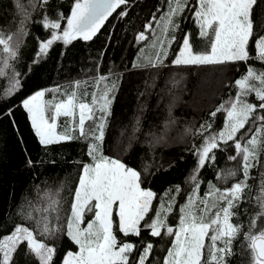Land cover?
Masks as SVG:
<instances>
[{
    "label": "snow or ice",
    "instance_id": "1",
    "mask_svg": "<svg viewBox=\"0 0 264 264\" xmlns=\"http://www.w3.org/2000/svg\"><path fill=\"white\" fill-rule=\"evenodd\" d=\"M164 2L166 7L158 8L135 36L139 44L148 40L146 33H152L155 25L161 26L162 35L156 41L159 51L155 61H149L152 67L163 65L166 46L175 40L174 36L168 40L167 34L179 28L176 17L189 9L198 26V37L206 38L210 49L194 50L195 37L185 33L172 63L245 65L244 73L234 79L236 92L232 99L210 114L215 117L226 111L223 128L213 132L211 124H202L201 142L190 149L195 157L189 177L191 191L183 195V203L177 201L182 193L179 185L160 196L143 186L144 173L137 167L103 154L104 130L116 90L114 81L106 83L108 76L100 74L95 78L96 89L90 102L79 94L81 84L86 82L75 81L71 91H62L59 86L38 90L23 98L20 107L39 144L47 149L85 141V155L90 162L80 163L78 182L67 206L59 191L41 194L39 185L35 198H25L16 213L20 222H14L7 234L0 236V264H15L17 254L27 256L30 264H57L56 241L61 238L66 247L59 264H154L156 244L142 235L145 232L157 240L167 238L168 246L159 264H231L237 242L244 244L241 251L247 264H264V20L256 12L264 0ZM37 5L38 21L28 10L35 11ZM49 5L55 15L48 14ZM130 6V0H73L70 13L64 14L57 10L54 0H29L27 6L16 0L21 11L19 33L5 34L0 30V77L8 79L3 89L7 95L0 97V103L9 105L6 111L0 108V116H7L15 126L12 99L23 88L25 73L14 68L20 57V36L29 34L25 31L29 21L47 32L43 39L34 37L38 51L28 66L31 72L56 42L67 46L76 39L89 41L118 9L119 18L127 17ZM132 66L138 68L140 64ZM100 84L104 85L102 89ZM48 93L51 98L45 99ZM61 117L65 118L62 125L58 123ZM229 149L231 154L225 160L236 166L219 170L214 178L227 186L201 181L202 170L216 164L218 152ZM34 163L31 158L27 160L29 167ZM254 170H259L258 180ZM253 180L257 192L250 183ZM202 183L207 185L203 194ZM252 200L255 215L245 227L241 218L249 209L244 204L251 205ZM174 211L177 220L172 224L169 217Z\"/></svg>",
    "mask_w": 264,
    "mask_h": 264
},
{
    "label": "trees",
    "instance_id": "2",
    "mask_svg": "<svg viewBox=\"0 0 264 264\" xmlns=\"http://www.w3.org/2000/svg\"><path fill=\"white\" fill-rule=\"evenodd\" d=\"M21 3L27 6L29 0H21ZM54 3L58 11L69 14L73 0H54ZM189 3H194V0H189ZM130 5L127 17L119 18L118 9L93 39H76L67 46L56 42L40 63L32 67L31 72H28V66L38 51L34 37L43 39L47 32L38 23L29 21L25 29L29 34L20 36V57L15 62L14 70L25 75L22 77L23 88L12 99L15 126L7 116H0V236L7 234L14 222H20L16 215L19 206L25 203L26 197L33 199L38 195L37 185L41 194L43 191H59L66 206L70 204L80 174V163L90 162L85 155V141H72L47 149L41 146L26 113L20 107V101L38 90L55 89L57 86L62 91H71L73 83L81 81L86 83L81 84L79 94L90 102L91 93L96 89L95 78L100 74L109 77L106 83H116L113 93L115 98L104 130L103 154L137 167L144 173L143 186L160 196L167 189L179 185L182 193L177 201L183 203V195L191 191L189 177L195 166V157L190 149L201 142L202 124H211L213 132L223 128L227 119L226 111L218 112L215 117L210 114L232 99L236 92L234 79L244 73L245 65H174L173 58L180 50L185 33L190 32L195 37L194 50L204 52L210 49L209 41L198 37V26L189 9L176 17L179 28L170 29L167 34L174 36L175 40L170 45V53L163 65L152 67L149 61H155L159 51L156 41L162 35L161 26L155 25L152 33H146L148 40L139 44L135 36L143 31L144 24L158 8L166 7L165 2L130 0ZM28 10L38 21L39 5L35 11L31 8ZM256 12L264 20V5L257 8ZM48 14L55 15L51 5ZM20 17L21 11L16 7V0H0V30L5 34H18ZM136 63L140 67L132 66ZM256 66L260 67L258 63ZM202 81L207 88L201 98L198 96ZM7 83V78L0 77V97L7 95L3 91ZM103 87V84L99 85V88ZM85 92L88 93L87 97L84 96ZM51 95L48 93L45 99H50ZM248 99L256 102L253 97ZM8 106L0 103V108L5 111ZM64 121L65 118L61 117L58 123L62 125ZM230 154V149L218 152L216 164H209L202 170L201 181L227 186L214 178L219 170L236 166L235 162L225 160ZM29 158L35 162L32 167L27 164ZM145 168L147 172H144ZM258 171L253 172L257 180ZM250 183L253 184L254 192H257L256 180ZM206 190V183H202L201 194ZM244 208L249 210L241 222L247 227L255 215V201L252 200L251 205L245 203ZM176 220L174 211L169 222L175 224ZM142 235L156 244L154 264H159L168 246L167 238L157 240L148 237L146 232ZM56 246L59 249L56 257L59 264L60 254L66 245L61 238L56 241ZM242 248L244 244L237 242L236 255L231 258V264H247ZM14 261L15 264H30L29 258L23 254H17Z\"/></svg>",
    "mask_w": 264,
    "mask_h": 264
},
{
    "label": "rangeland",
    "instance_id": "3",
    "mask_svg": "<svg viewBox=\"0 0 264 264\" xmlns=\"http://www.w3.org/2000/svg\"><path fill=\"white\" fill-rule=\"evenodd\" d=\"M194 2H195V0H194ZM194 19V18H193ZM162 33V32H161ZM167 38H168V40H171V38H172V35H170V36H167ZM172 43V42H171ZM180 46H182V44H180ZM169 49H170V47H167L166 46V51H167V55L170 53V51H169ZM179 53V52H178ZM178 55V54H177ZM176 58V57H175ZM175 58H173V60L175 59ZM209 78V77H208ZM204 81H202L200 84H201V86H199V96L198 97H201L203 94H204V92H205V89L207 88V85L204 83ZM203 87V89L201 90V88ZM202 98V97H201ZM90 215V214H89Z\"/></svg>",
    "mask_w": 264,
    "mask_h": 264
}]
</instances>
